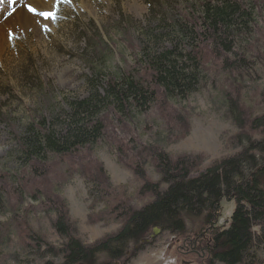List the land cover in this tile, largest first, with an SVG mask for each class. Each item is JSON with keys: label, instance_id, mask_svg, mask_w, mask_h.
I'll use <instances>...</instances> for the list:
<instances>
[{"label": "trees", "instance_id": "1", "mask_svg": "<svg viewBox=\"0 0 264 264\" xmlns=\"http://www.w3.org/2000/svg\"><path fill=\"white\" fill-rule=\"evenodd\" d=\"M183 11L180 47L106 77L104 96L96 92L71 104L64 133L40 130L27 138L29 146L21 140L18 169L0 171V212L8 214L0 243H11L15 233L21 249L36 253L41 264H127L169 233L188 263H264V88L254 85L256 67H264V19L258 17L264 0H201ZM97 40L89 39L95 46ZM201 84L218 91L236 129L222 135L234 152L209 163L203 152L167 149L192 129L187 108L174 100ZM100 144L132 172L133 194L110 179L96 155ZM76 174L91 187L89 218H110L120 223L116 231L84 240L61 194L64 178ZM27 199L33 203L25 205ZM225 201L234 206L221 222ZM99 202L104 207L96 211ZM37 210L50 218L59 245L30 223ZM155 227L161 232L151 238Z\"/></svg>", "mask_w": 264, "mask_h": 264}, {"label": "rangeland", "instance_id": "2", "mask_svg": "<svg viewBox=\"0 0 264 264\" xmlns=\"http://www.w3.org/2000/svg\"><path fill=\"white\" fill-rule=\"evenodd\" d=\"M200 1L71 0V4H60L55 21L39 16L30 27L15 30L5 41L0 38V171L18 169L21 140L29 146L27 138L35 137L40 130L64 133L71 104L94 97L96 92L104 96L106 77L130 71L136 61L179 46L178 17ZM7 4L8 0L0 3V21L9 15ZM51 11H56L55 6ZM258 17L259 21L264 19V11ZM45 26L50 30L45 31ZM95 36L96 46L89 41ZM256 69L260 79L254 85L264 88V67L258 65ZM174 101L187 108L192 129L188 136L168 145L169 151L203 152L208 156L206 163L234 152L222 140V135H233L236 129L224 116L226 109L216 89L201 84L188 98ZM148 139L144 136V140ZM95 151L110 179L125 185L133 194L138 183L132 172L118 163L115 151L105 144L98 145ZM150 171L157 178L151 167ZM64 181L61 194L79 221L85 241L102 238L120 227V223L110 218L106 222L89 218L93 203L89 196L91 187L83 177L76 174ZM32 203L27 199L25 205ZM233 206L224 202L221 222ZM103 207L99 202L95 209ZM7 217L8 214L0 212V223ZM30 223L44 232L51 243L59 245L60 239L46 214L39 210L31 212ZM158 236L155 243L146 246L127 264H194L187 262L190 258H185V262L184 256L178 254L174 236L169 233ZM187 246L181 247L187 250ZM41 263L36 253L21 249L15 233L11 243H0V264Z\"/></svg>", "mask_w": 264, "mask_h": 264}, {"label": "bare ground", "instance_id": "3", "mask_svg": "<svg viewBox=\"0 0 264 264\" xmlns=\"http://www.w3.org/2000/svg\"><path fill=\"white\" fill-rule=\"evenodd\" d=\"M28 5L36 8L37 12H44L45 9L51 11L54 9L55 0H15V3H10L8 0L9 15L4 16L5 18L0 21L1 39L6 40L7 36L15 30L28 28L35 23L39 15L34 18L35 14L28 10Z\"/></svg>", "mask_w": 264, "mask_h": 264}, {"label": "snow or ice", "instance_id": "4", "mask_svg": "<svg viewBox=\"0 0 264 264\" xmlns=\"http://www.w3.org/2000/svg\"><path fill=\"white\" fill-rule=\"evenodd\" d=\"M9 2L15 3V0H9ZM0 3H3V0H0ZM61 3L71 4V0H56V3H55L56 11L37 12V10L35 8H33L31 5H28V10L35 15H39V16L44 17L45 20L51 19V20L55 21L58 18L57 13H58L59 6ZM48 30H50V29H48L47 26H45V31H48Z\"/></svg>", "mask_w": 264, "mask_h": 264}, {"label": "water", "instance_id": "5", "mask_svg": "<svg viewBox=\"0 0 264 264\" xmlns=\"http://www.w3.org/2000/svg\"><path fill=\"white\" fill-rule=\"evenodd\" d=\"M161 232V229L158 227L154 228L153 234L151 235V238L155 237L156 235H158ZM149 241V240H147Z\"/></svg>", "mask_w": 264, "mask_h": 264}, {"label": "flooded vegetation", "instance_id": "6", "mask_svg": "<svg viewBox=\"0 0 264 264\" xmlns=\"http://www.w3.org/2000/svg\"><path fill=\"white\" fill-rule=\"evenodd\" d=\"M190 244H191V242H190Z\"/></svg>", "mask_w": 264, "mask_h": 264}]
</instances>
